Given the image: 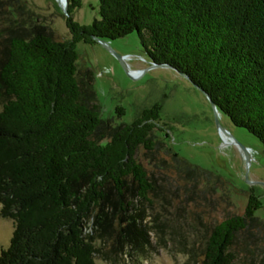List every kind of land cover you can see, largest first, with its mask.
Masks as SVG:
<instances>
[{"label":"trees","instance_id":"16d2710c","mask_svg":"<svg viewBox=\"0 0 264 264\" xmlns=\"http://www.w3.org/2000/svg\"><path fill=\"white\" fill-rule=\"evenodd\" d=\"M98 1L100 19L82 26L83 0H68L62 42L25 1L0 0V214L14 223L0 264H124L153 235L162 247L192 236V264H256L262 202L250 195L244 215L201 228L197 186L226 183L155 134L161 104L131 125L103 119L77 45L137 33L153 63L188 76L264 154V0Z\"/></svg>","mask_w":264,"mask_h":264},{"label":"rangeland","instance_id":"374dc122","mask_svg":"<svg viewBox=\"0 0 264 264\" xmlns=\"http://www.w3.org/2000/svg\"><path fill=\"white\" fill-rule=\"evenodd\" d=\"M23 1L46 33L62 42L71 41L67 16L57 0ZM99 6L98 0H83L82 8L74 13V21L82 26L92 25V22L100 19ZM110 45L119 56L130 58L126 64L131 71H144V74L139 79H130L116 57L99 44L77 45L80 69L94 73V86L102 118L114 119L117 125H131L144 110L161 104V121L155 134L186 162L211 172L226 183V188L220 187L212 194L203 183L197 186L195 197L198 205H191L200 212L201 228L209 223H220L227 217L244 215L250 195L262 202L256 217L264 220V154L260 142L246 130L235 127L221 113L223 128L239 144L251 149L252 162L248 167L236 146L224 145L216 125L215 113L206 96L177 72L152 69V61L144 52L137 33L112 41ZM117 108L125 110L121 118L116 114ZM246 175L249 182L246 181ZM13 233L14 223L3 219L0 214V254L10 246ZM174 239L173 243L162 247L157 245L153 235L154 248L144 256L134 258V261L125 259L124 264H192L187 252L193 242L192 236L190 239L188 235ZM258 254L256 264L264 259L263 253Z\"/></svg>","mask_w":264,"mask_h":264},{"label":"water","instance_id":"95a60500","mask_svg":"<svg viewBox=\"0 0 264 264\" xmlns=\"http://www.w3.org/2000/svg\"><path fill=\"white\" fill-rule=\"evenodd\" d=\"M57 1L63 7V11H64L65 15L68 17L69 16L68 10H67L68 4H69L68 0H57ZM93 40L96 42V44H99L100 46H102V48H104L105 50H107L108 52H110L112 55H114L116 57V59L121 63V65L125 69L126 73L130 77V79H133V80L139 79L144 74V71H131L126 64L127 63L126 61H128L130 58L122 57V56H119L118 54H116V52H114L112 50L110 42L105 41L103 39L96 38V37H93ZM155 68L156 69H158V68L169 69V70H173V71L177 72L178 74H180L181 76L186 78L187 81H189L197 90H199L202 93V95L206 96V98L210 102L212 109L215 113L216 125H217V128L219 130V134L221 136V139H222L224 145L225 146H236L242 152L244 159H245V162L248 165V167L251 166V162H252L251 149H249V148L247 149L245 146L239 144V142L233 138V136L230 134V132L227 131L225 128H223V126L221 125V121H220L221 113L219 112L215 103L212 101L209 94H207L203 89H201L198 85H196V83H193L189 79L188 76L184 75L183 73H180L178 70H176L175 68H173L169 65H166V64L157 65V64L152 62V69H155ZM146 110H148V109H146ZM246 181L249 182L248 175H246Z\"/></svg>","mask_w":264,"mask_h":264}]
</instances>
